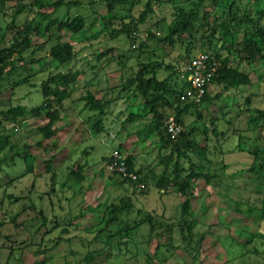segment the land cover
I'll list each match as a JSON object with an SVG mask.
<instances>
[{
    "label": "rangeland",
    "instance_id": "obj_1",
    "mask_svg": "<svg viewBox=\"0 0 264 264\" xmlns=\"http://www.w3.org/2000/svg\"><path fill=\"white\" fill-rule=\"evenodd\" d=\"M65 1L76 3L72 7L66 5L56 11H45L61 18L83 15L87 22V28L82 33L64 31L59 35L63 43H72L76 52L75 60L64 70L81 72L75 92L68 101L70 104L72 99H77L81 92L89 89L99 98L106 95L108 100H113L105 116L108 131L98 141L90 139L87 120L93 113L84 109L83 101H79L76 107L68 104V110L63 114L64 121L58 123L61 127L50 140L37 137L34 131L37 126L47 123L45 119L30 118L25 130L23 126L9 125L15 133L6 150V163L14 167L6 163L0 166V264H264V240L255 237L260 231L264 232V162L255 159L250 151L254 147L264 152V116L260 113H264V62L241 63L240 69L249 74V85L241 91L212 85L208 91L210 102L198 108L191 107L183 115L185 128L194 129L198 144L208 147L209 162L205 170L216 175L210 184L204 179L194 180L185 197L179 194L174 185L165 191H159L153 185L145 192L136 191L132 185H122L123 179L112 171L109 161L113 152L121 148L127 158L132 157L136 170H143L142 176L152 169L160 176L164 165L160 163L159 154L169 153L170 150L162 149L161 140L155 133L142 139L135 134L130 136L128 133L140 128V120L129 123L127 130L121 129L131 112L139 113V100L132 104L127 93L120 92L122 94L118 95V92L125 77L136 74L143 63L152 62L156 75L163 80L172 72L167 65L176 60L181 63L185 59L186 44L172 47L162 41V37L168 25L176 23L179 9L190 12L196 7V0H162V3L155 4V13L149 15L147 21L134 32L136 41L126 32L116 37L103 29L100 14H106L107 10L102 0ZM134 1L127 0L123 4L126 8L119 13L124 19L131 15L138 19L145 11L147 0ZM232 2L248 9L252 15L264 10V0H211L201 9L202 16L207 15L209 22L215 21ZM122 27L121 20L114 23L118 32ZM242 34L243 31H240L237 38H241ZM93 36L98 38L94 39ZM47 39L36 38L35 46L45 44ZM143 44H146L144 52L139 53ZM46 46L49 49L51 45L48 43ZM203 51L207 49L197 44L190 50L191 57L184 61ZM51 64L42 60L38 64L28 65L25 70H19L20 78L15 72L6 74L0 80V108L6 109L12 103L28 104L30 109L33 108L41 95L38 94L39 99L35 98L36 102L33 103L24 96L41 93V83L50 79L49 74L54 70ZM178 70L169 83L171 86L178 84L181 88L183 83L178 78ZM146 75L151 76V73ZM28 77H32V85L13 88L17 80ZM249 98L252 103L250 109L246 110L244 106ZM172 100L177 102L175 97ZM249 116H255L259 121L248 123ZM216 118H222L220 129L232 136L230 141L223 143L225 154L220 151L219 138L212 132V120ZM227 122L232 123L228 125ZM241 135L245 137L242 140L243 150L238 149L237 136ZM39 143L42 145L39 146ZM92 144L94 149L90 147ZM85 149L88 154L83 152ZM15 152L19 155L15 156ZM24 156L34 157L31 159L34 174L30 176L37 179V184H34L36 192L33 195L29 190L34 180L24 176L29 171ZM48 165L58 174L59 184L68 182L72 188L54 197L53 209L43 193L46 190L44 174ZM77 165L84 167L83 183L70 177L69 167L75 169ZM58 189L61 190L60 185ZM41 196L43 199H39ZM131 199L133 207L119 214L120 222L109 226L111 231L99 233V230L107 227L104 221L107 206L123 201L129 203ZM185 200L189 201L188 214L194 216H187L188 221L181 229L177 223L182 220L181 205ZM248 208H252V211L249 212ZM41 212L47 215L46 224ZM148 213L153 214L155 219L159 218L153 235L146 222ZM70 222L71 231L61 235ZM135 223L142 225L128 233V225L132 227ZM169 224H174L172 247H163L165 255L160 253L159 258L154 254L157 241L153 236L156 232L164 231ZM14 225L19 228V237H16ZM189 225L193 226L191 230ZM112 233L116 235L107 245V235ZM214 235L219 238L230 236L246 244V254L240 255L236 252L238 248L235 251L229 243L224 246L222 239L218 240ZM26 242L33 243L29 245ZM20 243L23 245L18 249ZM11 248L17 254L8 259ZM40 250L44 252L39 253ZM91 251L95 254L93 262H86L85 258Z\"/></svg>",
    "mask_w": 264,
    "mask_h": 264
},
{
    "label": "trees",
    "instance_id": "obj_2",
    "mask_svg": "<svg viewBox=\"0 0 264 264\" xmlns=\"http://www.w3.org/2000/svg\"><path fill=\"white\" fill-rule=\"evenodd\" d=\"M102 1L107 10L106 14H100L103 29H107L111 36L114 35L116 37L118 34L126 32L127 35L131 36L135 41L136 38L133 37V34L136 29H138L139 25L144 24L147 21L149 15L155 13L153 8L154 5L162 3V0H147L146 9L141 13L138 19H135L132 15L124 19L120 16L119 12L126 8L123 4L127 3V0ZM132 1L135 2L134 0ZM207 1L211 0L194 1L196 7L190 12L179 9L176 23L168 25V29L164 33L162 41H165L172 47L179 44H186L187 53L184 56L185 61L187 60V57H191V48L195 46L197 47V44L200 43L204 49H207V51L201 53H207L217 61L211 84L222 86L225 90L235 88L241 91V89L246 85H249L251 81L249 74L240 69L241 63H250L257 60L264 62V26L262 25V21L264 20V10H258L252 15L249 13L248 9L241 8L236 2H232L224 8L221 17H218L215 21L209 22L207 20V15L202 16L201 10ZM75 3L76 2L65 0H0V80H2L6 74L10 75L13 72H15L16 76L20 78L21 75L19 70H25L28 65L38 64V62L42 60H47L49 63L52 62L51 65L54 66V70H52L53 72L49 74L51 75V78L45 80L40 85L41 93H28L24 96V98L28 99L30 103H33L36 102L35 98H38V94L41 95L40 99L38 98L39 102L33 108L30 109L28 104L23 105L21 103H12L7 106L6 109L0 108V156H2L0 157V166L7 161L8 153L6 150L10 146V139L15 133L9 126L10 124H15L18 127L23 126L25 130L28 127L26 125L30 118L35 120L45 119L47 123L43 126H37L34 128V131L37 137L39 136L41 139L50 140L56 135L57 130L61 127L58 123L64 121L63 114H66V111L68 110V100L75 92L77 80L81 75V72L79 70L74 72H71L70 69H68V72L64 70L75 60L76 52L75 46L70 42L63 43L62 38L59 35L64 31H68L72 34L82 33L87 28V22L83 15H69L67 18H61L56 15H51L45 10L54 9V11H56L62 6L67 5L68 7H72ZM118 20L123 22V27L120 32L114 28V23ZM4 23H6V26H4ZM240 31H243V34L241 38H237V34L240 33ZM202 32L203 35H200ZM201 36L202 38H200ZM45 37L48 38V42L46 41L44 42L45 44L35 46L34 41L36 38ZM93 37L94 39L98 38L97 36ZM207 42L208 44H206ZM48 43L51 45L49 49H47L46 46ZM145 45L146 44L142 45L139 49V53L144 52L143 47H145ZM185 61L182 64V62L179 63V61L176 60V62L174 61L172 64L167 65L172 72L163 80H160L156 75L152 62L143 63L141 65L142 67L136 72V74L127 77L124 76L125 80L124 78L123 80L125 82L122 84L118 95L127 93V97L131 100L132 104L139 100L137 102L139 113L135 114L131 112L129 118L123 122L121 129L127 130L129 123L135 120H140V128H137L135 132H130L128 134L130 136L135 134L142 139V137H145L146 135L148 136L155 133L161 140L163 146L162 149L166 151L169 149L170 152L166 154L161 152L159 154L160 163L164 165V171L160 176H157L153 169L145 176H142L143 170H136L132 157H129L127 159L128 176L120 175L115 172L123 179L121 183L122 185H132L136 191L142 192L151 188V185L156 186L159 191L168 190L171 185H174L179 190V194L185 197L188 190L192 187V182L194 180L204 179L206 183L210 184L212 178L216 176L205 170V167L209 162L208 147L199 145L196 138H194L195 130L192 128L186 129L184 125L183 115L189 110V108H198L200 106L193 103L180 102L179 95L183 93L187 85H183L179 88L178 84L171 86L169 83V80L172 79L175 74L177 75L179 66L180 70H178V78L180 79V71L183 70L187 64ZM210 62H212V59H210ZM157 64L159 65L161 63ZM121 65L125 66L123 62H121ZM146 73H151V76L146 75ZM31 78L32 77H28L23 80H17L13 88L16 89L24 85H32L30 84ZM80 94L81 96L77 99H72L70 104L76 107L79 101H83L84 109L93 113L87 120L91 132L88 128L87 131H89L90 139L95 142L98 140V137L106 131L105 116L108 115V109L113 100H108L106 95L98 98L90 89L85 90L84 93L81 92ZM173 97L177 99V102L172 100ZM210 100L211 97L207 93L202 104L210 102ZM251 103L252 100L250 98L247 99L244 106L246 110L250 109ZM260 113L263 117L264 113ZM199 115L201 116L200 113ZM171 118L181 124L184 128L177 138L171 137L168 132L167 123ZM222 121V118L212 120L214 125L212 132L219 138L220 151L222 154H225L226 151L223 143H225L226 140L230 141L232 136L230 134L228 135V131L226 132L220 129V122ZM258 121L259 118L249 116L248 123H257ZM227 123L230 125L232 122ZM24 130L23 132H25ZM205 135H207V132H205ZM237 137L239 141L238 149L243 150L244 148L242 147L244 145H242V140L245 137L242 135ZM38 145L40 146L42 143H39ZM90 147L93 149L95 148L93 144ZM116 151L121 152L122 150L119 148ZM250 151L255 159L263 160L264 162V159H262L264 157L263 151L254 147H251ZM83 152L88 154L87 149ZM14 155L16 156L19 154L15 152ZM24 158L29 166V171L24 173V176L29 180H34L32 187L29 190L33 195L36 192L33 188L34 184H37V179L30 176L34 171L33 163H31V159H34V157L24 156ZM195 158H197L196 161H194ZM112 160L113 157L111 156L109 161L110 165L112 164ZM6 165L14 167L13 164L9 163H6ZM69 169H71L70 177L83 183L85 179L84 167L77 165L75 169H72L71 167H69ZM132 174L139 177L140 183H144L145 188H142L140 183L133 182L131 177H129ZM44 175L46 178V190L43 193L46 194V198L50 201L53 209L55 206L53 201L54 197H59V195H62L66 189L69 188L71 190L72 188L68 186V182L58 183V174L51 170V165H48L47 171ZM59 185L61 186V190L58 189ZM41 198L43 199L42 196L39 199ZM29 199L32 200L31 196ZM17 200H19V198H17ZM132 207V199L129 203L123 201L118 205L113 203L107 206V214L104 218L107 227L98 232L102 234L104 231H111L109 230V226L120 222L119 214L123 210ZM189 209V201L185 200L181 205L182 220H179L177 223L181 229H184L183 224L188 221L187 216H194V214H188ZM248 210L251 212L252 208H248ZM41 215L44 224H46L47 215L43 212H41ZM262 217L264 219V205ZM158 219H155L151 213L146 215V222L150 225L151 235H153V231L156 230L155 225L158 224ZM69 225H72V223L70 222L67 224L65 229L61 232V235L65 232L71 231ZM141 225L142 223H135L132 227L131 225H128V233L136 230ZM15 228L17 229L16 237H19V228L18 226H15ZM188 228L191 230L193 226L189 225ZM51 231L52 230H49L48 232ZM173 232L174 224H169L167 227L165 226L164 231L156 232L153 236L157 241L154 253L155 256L157 254L160 258V253L165 255V252H163L162 249L163 247H172L171 241L173 240ZM115 235V233L107 235V245H109V241ZM214 236L218 240L222 239L221 242H223L222 244H224V246H227V243H229V246L232 248H238L237 251L236 249L235 251L240 255L246 254V250H248L246 244H241L230 236H224L223 238H219V236L216 235ZM255 237L264 240V232L260 231ZM26 243L30 245L33 242ZM237 243L240 245L239 247H237ZM22 245L23 244L20 243L18 249H20ZM257 251L259 252V250ZM42 252H44V250L39 251V253ZM16 254L17 252L14 249H9L8 259L13 256L16 257ZM98 254L101 253L98 252ZM94 257L95 254L91 251L86 256L85 261L93 262Z\"/></svg>",
    "mask_w": 264,
    "mask_h": 264
},
{
    "label": "built area",
    "instance_id": "obj_3",
    "mask_svg": "<svg viewBox=\"0 0 264 264\" xmlns=\"http://www.w3.org/2000/svg\"><path fill=\"white\" fill-rule=\"evenodd\" d=\"M210 59H212V62H210ZM216 66L217 61L215 58L207 53H201L187 61L183 70L180 71V80L183 85H187L183 93L179 95L181 103H193L201 106L205 95L208 93L210 86H212L211 79ZM167 125L168 132L173 138H177L184 130L183 126L173 118L168 121ZM112 157L113 160L110 165L112 171L120 175L128 176L127 157L118 151H115ZM129 177H131L133 182L140 183L137 175L132 174ZM140 186L145 188L144 183H140Z\"/></svg>",
    "mask_w": 264,
    "mask_h": 264
},
{
    "label": "crops",
    "instance_id": "obj_4",
    "mask_svg": "<svg viewBox=\"0 0 264 264\" xmlns=\"http://www.w3.org/2000/svg\"><path fill=\"white\" fill-rule=\"evenodd\" d=\"M101 97H102V96H101ZM98 98H99V97H98ZM105 128H106V127H105ZM89 131H90V130H89ZM105 132H107V130H106ZM101 136H102V135H101ZM101 136H100V137H98V140L101 138ZM98 140H97V141H98Z\"/></svg>",
    "mask_w": 264,
    "mask_h": 264
},
{
    "label": "clouds",
    "instance_id": "obj_5",
    "mask_svg": "<svg viewBox=\"0 0 264 264\" xmlns=\"http://www.w3.org/2000/svg\"><path fill=\"white\" fill-rule=\"evenodd\" d=\"M113 153H114V152H113ZM121 153H123V152L121 151ZM112 155H113V154H112ZM112 155H111V156H112ZM127 159H128V158H127ZM113 172H114V171H113ZM117 175H118V174H117ZM138 178H139V177H138ZM139 181H140V180H139Z\"/></svg>",
    "mask_w": 264,
    "mask_h": 264
}]
</instances>
